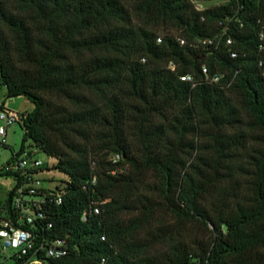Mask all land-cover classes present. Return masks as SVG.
<instances>
[{
  "label": "trees",
  "instance_id": "16d2710c",
  "mask_svg": "<svg viewBox=\"0 0 264 264\" xmlns=\"http://www.w3.org/2000/svg\"><path fill=\"white\" fill-rule=\"evenodd\" d=\"M261 32L264 0H0V84L34 105L22 143L67 178L62 264H264Z\"/></svg>",
  "mask_w": 264,
  "mask_h": 264
},
{
  "label": "built area",
  "instance_id": "2783aa9c",
  "mask_svg": "<svg viewBox=\"0 0 264 264\" xmlns=\"http://www.w3.org/2000/svg\"><path fill=\"white\" fill-rule=\"evenodd\" d=\"M199 10H203L199 8ZM226 35L224 29L221 36ZM264 40V32H261ZM162 42V38L158 39ZM185 44L184 40H180ZM202 44L210 45L215 39H205ZM228 45L233 44L227 38ZM236 57L235 52L231 53ZM170 68L175 69L171 63ZM207 73V70H204ZM221 79L220 75L213 78L214 82ZM184 81H192L190 75L182 77ZM6 88L0 84V150H10L7 160H2L0 151V264H62L74 249L69 235L59 237L54 233L52 209L63 202L60 194L53 189L45 188L42 174L50 170V165L40 158L45 154L33 142L29 147L22 143L19 150H15L8 143L9 130L19 125L23 128L27 111L20 112L9 109L5 103ZM111 160L118 162L120 155H114ZM96 178L92 183H96ZM101 207L92 203L82 214V221L89 216L101 214ZM106 241V236H101ZM106 258L102 264H106Z\"/></svg>",
  "mask_w": 264,
  "mask_h": 264
},
{
  "label": "rangeland",
  "instance_id": "374dc122",
  "mask_svg": "<svg viewBox=\"0 0 264 264\" xmlns=\"http://www.w3.org/2000/svg\"><path fill=\"white\" fill-rule=\"evenodd\" d=\"M232 2V0H194V3L202 9L211 8L215 6L225 5ZM6 106L9 109L15 111H32L34 105L26 98V97H13L5 99ZM24 138L23 130L19 125L12 127L9 130V138L8 143L11 147H13L16 151L19 150L22 146ZM31 141L25 142V146L29 147L31 145ZM2 153V160H7L11 152L10 150H0ZM40 158H42L45 162H47L50 167L56 164V159L47 156L46 154H41ZM42 178L44 179V186L48 189L55 188L61 181H65L67 178L64 174L60 173L57 170H48L42 174ZM161 249V245H160Z\"/></svg>",
  "mask_w": 264,
  "mask_h": 264
}]
</instances>
